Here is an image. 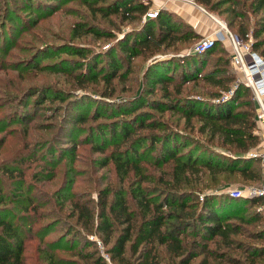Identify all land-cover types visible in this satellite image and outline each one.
<instances>
[{
	"label": "trees",
	"instance_id": "16d2710c",
	"mask_svg": "<svg viewBox=\"0 0 264 264\" xmlns=\"http://www.w3.org/2000/svg\"><path fill=\"white\" fill-rule=\"evenodd\" d=\"M0 1L1 48L12 44L11 33L18 26L21 8L27 9L28 22L33 24L39 16L56 11L59 7L56 4L71 0H13L12 5L7 0ZM195 2L219 15L231 12L232 17L225 19L227 27L238 37L247 38L250 33L251 48L264 60V0L241 2L247 6L246 12L248 9L255 14L252 25L246 15L235 23L243 12L229 6L239 0ZM84 3L93 14L103 17L113 14L131 27L124 29L102 53L80 43H59L65 55L43 68L67 75L69 72L75 88L69 91L52 89L48 84L34 85L23 95L24 105L20 108L30 111L23 114L29 120L34 118V110L47 106L54 109L50 118L57 116L58 121L45 129H54L50 135L41 134L40 157L57 156L52 159L55 165L66 158L67 173H74L71 164L77 160L74 152L80 144H88L93 153L102 155L90 157L95 163L90 177L83 175L89 171L84 168L79 174H65L64 180L52 188L53 183L42 187L39 182L47 183L53 176L34 174L25 189V183L18 181L12 198L19 204L21 216L17 220L7 217V205L0 197V264H24L29 238H37L34 253L42 264H105L94 238H89L91 233L120 264H264V222L253 230L247 228L263 215L256 211L249 217L238 212L245 203L260 204L261 198L232 197L222 192L204 193L202 199L197 196L205 182L215 186L230 180L263 179L259 158L248 155L260 136L255 103L247 84L239 82L231 96L223 100H216L220 89L211 90L212 98H206L188 94L183 87L186 81L195 83L202 79L224 88L223 82L233 79V73L219 75L226 71L228 63L222 41L215 39L210 48L182 57L155 56L144 67L140 90L106 99L105 96L117 94L118 87L112 81L125 78L133 59L142 51L147 49L151 55L173 40L185 46L200 35L167 8H158L153 17L144 16L150 8L149 0ZM77 21L72 25L75 36L92 33L111 37L107 31L98 29L96 21L84 29L76 27ZM113 26L117 27L115 21ZM217 44H221L224 53L218 52L206 68L208 56ZM43 48L13 64L32 68L37 65V54L46 52L47 58L55 55L48 49L50 46ZM84 70L92 78L99 73L104 83L101 97L76 93L75 89H83L88 81ZM157 90L159 95H155ZM87 120L95 123L80 128L86 126ZM6 124L0 120V131ZM148 153L152 158L145 157ZM109 163L114 182L104 180L99 173ZM150 165L157 175L149 173ZM11 172L5 167L7 175L12 176ZM18 174L22 180V171ZM81 175L84 185L73 189L74 178ZM203 175L210 181L205 179L202 183ZM126 179L128 183L124 184ZM56 229V235L47 238ZM68 235L75 236L70 238L71 243L64 242ZM59 248L68 252L67 257L57 253Z\"/></svg>",
	"mask_w": 264,
	"mask_h": 264
},
{
	"label": "rangeland",
	"instance_id": "374dc122",
	"mask_svg": "<svg viewBox=\"0 0 264 264\" xmlns=\"http://www.w3.org/2000/svg\"><path fill=\"white\" fill-rule=\"evenodd\" d=\"M9 4H14L13 0H7ZM85 1V0H84ZM83 0H71L64 4H56L58 5V9L54 11L50 15H44L39 16V18L33 23L29 24V15L30 13H27V9L21 8L20 14L18 16V26L16 29L12 30V36L14 40L12 41V44L8 45L7 47H1L0 48V120L5 121L7 124L5 125L4 129L0 131V197L3 198L4 203H6L7 211L9 212L7 217H10L12 219L17 220V217H20V209L19 204L12 201L13 199V190H17L15 188V185L18 181H22L25 183V186L27 185L29 181L32 180V175L34 174H40V175H46V176H53L51 181L47 183L39 182V184L42 187H49L51 183H53L50 188L56 187L59 182L64 180L67 175H75L79 174L82 169L86 168L89 169V171L83 175H88V177L91 176L92 172L90 169L93 168L94 162L90 161V157H99L102 154L99 153H93L89 148L88 144H80V146L77 147L76 153V159L75 162H73L72 168L74 170L73 174L67 173L68 169V160L62 159L59 161L56 165L53 163L52 159H55L57 156H46L45 158H41V144L40 142L43 140L42 133H45L44 135H50L52 131L54 130L51 128L50 130H45L53 123V121H58L57 116H54L53 119L50 118V116L53 113L52 107H44L42 110H34V118L29 117L25 118L23 116L24 113H29V110H22L20 108L23 104V101L21 100L23 95L26 93L27 90L30 89L32 86L41 85L40 87H44L45 84H48L54 89V87H60L69 91H72V89L75 88L74 85V78H72L71 74L68 72V75L65 73H61L60 71H52L50 69H44L43 67L47 66L50 67L49 64L57 57H61L62 55H65L64 52L60 51L58 45L59 43H80L91 49L92 51H95L97 53H102L105 51V49L109 46H112L115 42V39L118 36H121L124 29H128L131 27V24L120 22L119 18L116 17L113 14H110V16H100L98 13L93 14L91 12V9L87 7V5L84 3ZM108 1V0H106ZM99 1L98 3H100ZM105 2V1H104ZM242 0H239L238 3H234L235 11L237 12H243L240 16H237L235 18V23L240 19H245L243 17L246 15L248 19V24L252 25L254 22L255 14H252L249 12L246 8L247 6L242 5ZM1 3V1H0ZM102 3V2H101ZM202 6V5H201ZM150 9V8H149ZM208 11V10H207ZM211 15L215 16L216 18L223 21L226 25V17H232L233 15L231 12H226V14L219 15L215 12L208 11ZM144 16H146V12L144 13ZM80 19V20H79ZM79 20V21H77ZM77 21V28L81 27L84 29L85 26H87L90 23H95V21L98 23L97 27L100 31H107L111 34V37L106 36H97L92 33H80L77 36L72 33V25L76 23ZM113 21H115V25L118 27L113 26ZM120 22V23H119ZM119 24L121 26L119 27ZM227 26V25H226ZM228 28V27H227ZM12 29V28H11ZM10 29V30H11ZM229 29V28H228ZM231 33L235 34L233 30H230ZM250 31V29H249ZM243 43H249L250 46V39L251 35L250 33L247 34V38L239 37ZM201 36L194 38L184 46L182 44L183 42H177L171 41V44L166 45L167 47H161L160 50L156 53L149 54L148 50L142 51V53L138 56H136L132 64H130V71L126 73L125 78L123 79H117L115 78L112 83L117 85L118 91L117 94L111 95V96H105L106 99L113 100V98H119L122 95H129L134 91H138L141 89V75L144 70L145 65L147 62H149L153 57L155 56H167V55H173L175 57H182L186 54H191L194 52H202L208 48H210L215 42L212 44L196 50L195 46L200 41ZM222 45L227 49L228 54V63L226 64V71L224 73H219V75H225L226 73L232 74L233 79L227 80L223 82L224 88H221V86L214 85L205 81H202V79H199L195 83H192L191 81H186V83L183 85L185 86V92L188 94H191L196 97H206V98H212L210 96V91L213 89H220V96L218 99H227L231 96L234 89L236 88L237 84L241 82V76L237 72L235 66L231 62V43L229 38L227 37V45L225 42H221ZM43 44H46L45 46H50L52 50V53L55 52V55L52 57H45V53H39L37 54V65L35 67H24L22 64H13L14 62L21 61V59L33 51H38L37 48L45 47ZM6 48V51H5ZM44 49V48H43ZM221 44H217L215 46V51L213 54L209 55V60H207V64L205 65L206 68H208L211 65V60L214 59V56L218 54V52H221L222 55L224 51L221 50ZM252 49V48H251ZM161 51L164 52V54H161ZM103 58V56H102ZM16 65L14 68L13 66ZM26 65V64H25ZM20 66V67H19ZM88 70H84L85 77L88 78V81H85V86L82 87L83 89H75L76 93H87L90 94L92 97H101L100 91L104 87L103 80L101 79L99 73L95 78L90 77V75L87 73ZM248 86V85H247ZM249 87V95L253 101L252 97V89ZM155 95H159V90L155 91ZM215 98V97H214ZM33 99V98H32ZM31 102V100H30ZM54 103V102H53ZM254 103V102H253ZM31 105V104H27ZM32 109V107H31ZM17 110V112L14 114V112ZM157 113V112H155ZM177 114H174L176 116ZM167 116V115H165ZM164 116V117H165ZM23 117V118H19ZM19 118V121H16L15 119ZM255 119L257 122V125L259 127V122L256 118V111H255ZM170 120V119H168ZM95 123V121L87 120L84 124L86 126L80 127V128H87L90 126V124ZM181 124V120H180ZM257 133L259 134V142L256 146H254L252 149H260L264 147V138L263 134L260 132L259 128L257 129ZM203 138V141H205L204 135H201ZM200 136V137H201ZM208 143V142H207ZM40 144V145H39ZM215 146V148H221L218 147L217 144H212ZM35 147V151H34ZM222 150V149H221ZM248 151V153H249ZM69 156V153H67ZM146 158H152V154H146ZM70 158V157H69ZM40 160L42 162H40ZM46 161V162H45ZM5 167L10 169L12 172V176H9L5 173ZM161 167H165L161 166ZM149 173L152 175H157V170L150 165ZM18 171H22V180L21 175L18 174ZM102 174L104 180L110 179L112 182L114 180L116 181V178L114 176L113 167L109 163L106 167L102 168L99 172ZM83 175L75 177V181L73 183V189H79L80 186L84 185L83 181ZM97 175V174H96ZM102 179V180H103ZM207 179V181H210L205 175H203L202 183H204ZM129 179H126L124 184L128 183ZM35 181V180H34ZM262 181V180H261ZM261 182H249V181H238V180H230V181H224L221 182V184L212 186L208 182H205V184L197 191L198 199L199 195H202L204 193L209 192H222L227 195L228 190L234 187L239 188H247L252 185H259ZM114 184V183H113ZM153 183H150L149 185H152ZM95 195V193H93ZM248 197V196H244ZM258 205H252V204H244L240 206L239 213L244 214L245 216L253 217L254 212L259 211L263 216L262 218L254 223L253 225H248L247 228L250 230L255 229L261 223L264 222V211L261 209H258ZM57 226V225H56ZM55 226V228H56ZM61 227L60 225L57 226V228ZM57 229L53 233H49L48 237L55 236L57 233ZM96 237L93 233L89 235V238ZM46 238V239H47ZM70 238H75V236L68 235L65 237V243H71ZM77 238V237H76ZM97 238V237H96ZM37 243V238H29L26 240V247L24 249L25 253V262L24 264H42L38 259L36 258V253H34L35 244ZM63 247V246H62ZM75 247V246H74ZM76 247H79L78 244H76ZM64 249H58L57 253L67 257V253H63ZM55 258H58L60 260V257L58 255H55ZM63 260H61L62 262ZM65 264L64 262H62Z\"/></svg>",
	"mask_w": 264,
	"mask_h": 264
},
{
	"label": "built area",
	"instance_id": "2783aa9c",
	"mask_svg": "<svg viewBox=\"0 0 264 264\" xmlns=\"http://www.w3.org/2000/svg\"><path fill=\"white\" fill-rule=\"evenodd\" d=\"M195 3V0H188ZM203 8V7H201ZM157 13V9L150 8L146 11V16L153 17ZM218 23L222 31L227 35L231 43V62L235 66L237 72L241 76V80L250 86L252 89V97L255 103L256 118L259 122V130L263 134L264 138V60L263 58L253 49L249 47V43H243L241 39L231 33L225 23L215 16L211 15ZM222 39L220 35L215 37L203 36L200 41L196 44L195 49H202L214 42L215 39ZM248 155L257 157L260 160L262 166L263 179L259 185H252L247 188L234 187L228 190V194L232 197L239 196H258L261 198V203L258 209L264 211V147L260 149H253L249 151ZM202 199V195H199ZM94 238L96 245L100 249V254L105 261V264H120L114 261L109 253L104 250L101 241Z\"/></svg>",
	"mask_w": 264,
	"mask_h": 264
},
{
	"label": "crops",
	"instance_id": "0c3cea01",
	"mask_svg": "<svg viewBox=\"0 0 264 264\" xmlns=\"http://www.w3.org/2000/svg\"><path fill=\"white\" fill-rule=\"evenodd\" d=\"M150 8H167L176 12L185 21L190 23L195 31L201 36L215 37L220 35L221 41L227 44V35L219 27L218 23L211 14L197 2L188 0H149ZM203 7V8H201ZM218 39V38H217Z\"/></svg>",
	"mask_w": 264,
	"mask_h": 264
}]
</instances>
